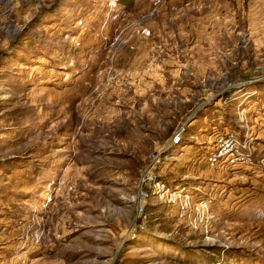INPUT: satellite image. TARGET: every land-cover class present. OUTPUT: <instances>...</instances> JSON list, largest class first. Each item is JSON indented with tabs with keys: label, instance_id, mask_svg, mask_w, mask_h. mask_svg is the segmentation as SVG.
Returning a JSON list of instances; mask_svg holds the SVG:
<instances>
[{
	"label": "rangeland",
	"instance_id": "obj_1",
	"mask_svg": "<svg viewBox=\"0 0 264 264\" xmlns=\"http://www.w3.org/2000/svg\"><path fill=\"white\" fill-rule=\"evenodd\" d=\"M211 1L0 0V264H264V17Z\"/></svg>",
	"mask_w": 264,
	"mask_h": 264
},
{
	"label": "built area",
	"instance_id": "obj_2",
	"mask_svg": "<svg viewBox=\"0 0 264 264\" xmlns=\"http://www.w3.org/2000/svg\"><path fill=\"white\" fill-rule=\"evenodd\" d=\"M113 2V0H110ZM117 1V0H115ZM262 75H264V66L260 68ZM181 130L176 131L170 138L169 145H175L180 141ZM243 143H241L234 132H223L216 133L213 139L210 141V146L208 147L206 160L211 164L223 163L225 165H235L237 163H242L244 161L243 155L241 154V149ZM159 154V153H158ZM264 161L263 158H260ZM157 160V154H153L149 163L146 165L145 169L141 171L140 183L138 187V192L143 195L144 192L141 191V184L149 179L148 173L152 170L155 162ZM138 211L142 212V205L138 206Z\"/></svg>",
	"mask_w": 264,
	"mask_h": 264
},
{
	"label": "crops",
	"instance_id": "obj_3",
	"mask_svg": "<svg viewBox=\"0 0 264 264\" xmlns=\"http://www.w3.org/2000/svg\"><path fill=\"white\" fill-rule=\"evenodd\" d=\"M230 1L231 0H228L226 2L229 3ZM232 1L235 3L234 5H232V7H228L226 9H223L224 8V6H223L221 9H219V6L215 4L216 2L214 0H212L210 2L211 7H210V10H209L210 18L211 19H217V18L219 19L220 16H222L221 15L222 13H224V14L227 13L229 15L230 14L232 15L233 12L237 13L238 11L242 14L244 19L249 20V21L254 19V18L255 19L257 18L258 20H261L264 17L263 16L264 15V0H244V3L246 4V7H242V6L238 7V5H236L237 4V0H232ZM240 4H241V2H240ZM223 5H224V3H223ZM229 17L230 16H228V18ZM228 18H224L223 17V19H228ZM249 21H248L247 30L248 31H252V28L249 26L250 25ZM228 30L232 31V29L231 30L228 29ZM218 31H223V30H218ZM250 35L251 34H249V37H250ZM261 44H262V42H259L258 46H260Z\"/></svg>",
	"mask_w": 264,
	"mask_h": 264
},
{
	"label": "water",
	"instance_id": "obj_4",
	"mask_svg": "<svg viewBox=\"0 0 264 264\" xmlns=\"http://www.w3.org/2000/svg\"><path fill=\"white\" fill-rule=\"evenodd\" d=\"M188 120V119H187ZM187 122V121H186Z\"/></svg>",
	"mask_w": 264,
	"mask_h": 264
}]
</instances>
